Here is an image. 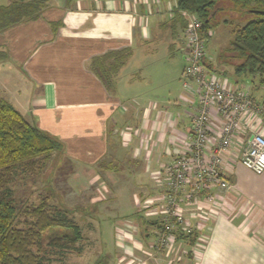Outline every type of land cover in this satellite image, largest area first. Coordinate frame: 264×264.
Instances as JSON below:
<instances>
[{"label": "crops", "instance_id": "obj_1", "mask_svg": "<svg viewBox=\"0 0 264 264\" xmlns=\"http://www.w3.org/2000/svg\"><path fill=\"white\" fill-rule=\"evenodd\" d=\"M10 3L0 0V7ZM47 4L39 20L0 33V99L30 124L58 137L75 155L71 161L77 172L71 182L86 187L92 177L101 188L106 180L120 186L115 214L127 221L113 229L112 264L121 257L130 264H264V173L258 176L239 162L248 149L243 128L223 171L233 189L219 192L214 204L201 203L208 215L202 251L195 255L185 243L180 260L174 262L165 252L147 246L152 229L145 224L143 203L164 189L156 174L181 152L179 137L192 129L195 97L181 85L165 95L147 80L152 71L138 82L123 71L133 76L138 58L172 56L175 42L185 60L183 29L173 20L175 0H47ZM121 49H131V54L106 87L92 71L91 60ZM220 72L230 82H241L236 76L229 79L225 67ZM245 82L254 100L264 104V88ZM260 124L264 126V115ZM106 160L123 167H100ZM151 185L156 188L151 190ZM138 200L143 201L140 206ZM99 259L111 264L109 253Z\"/></svg>", "mask_w": 264, "mask_h": 264}, {"label": "trees", "instance_id": "obj_2", "mask_svg": "<svg viewBox=\"0 0 264 264\" xmlns=\"http://www.w3.org/2000/svg\"><path fill=\"white\" fill-rule=\"evenodd\" d=\"M175 2L173 20L182 26L183 33L187 28L184 12L199 19L208 43L212 29L222 23L233 26V39L219 54L218 63L233 68L241 82L249 80L264 88V0ZM47 6V0H11L8 6L0 7V33L39 20ZM130 54L131 49L110 51L93 58L91 69L110 87ZM209 67L215 70L211 64ZM62 152L65 153V146L59 139L30 124L11 103L0 99V174L7 177L0 178L2 184L7 185L8 177L19 168L26 167L32 172L39 159L48 161ZM25 215L30 219L26 228L16 227L18 210L14 200L9 192L0 195V264H51L43 254L46 244L61 252L77 250L82 230L70 219L67 210H53L48 199H43L39 206L26 210ZM198 237L196 232L180 235L191 248ZM94 264L104 263L99 259Z\"/></svg>", "mask_w": 264, "mask_h": 264}, {"label": "built area", "instance_id": "obj_3", "mask_svg": "<svg viewBox=\"0 0 264 264\" xmlns=\"http://www.w3.org/2000/svg\"><path fill=\"white\" fill-rule=\"evenodd\" d=\"M182 14L187 21L182 87L195 97L192 129L179 137L181 152L156 174L163 191L146 200L142 209L145 221L155 223L149 226L147 246L167 257H175L187 243L180 235L195 232L199 237L192 252L202 251L208 215L201 203L214 204L219 192L233 189L223 171L242 128L248 149L239 162L258 176L264 173V133L258 132L264 104L254 100L248 83L235 84L210 69L202 23L192 14ZM128 262L123 257L118 264Z\"/></svg>", "mask_w": 264, "mask_h": 264}, {"label": "rangeland", "instance_id": "obj_4", "mask_svg": "<svg viewBox=\"0 0 264 264\" xmlns=\"http://www.w3.org/2000/svg\"><path fill=\"white\" fill-rule=\"evenodd\" d=\"M233 29V26L222 23L211 30V38L207 45L206 55L207 58L214 60L213 63H210L216 68L218 74L224 69V66L218 63V56L233 39ZM183 39L185 42L184 35ZM178 44L179 42L173 43V48L175 45L176 49L173 50L172 56L167 53L164 58L161 56L163 54L159 53L158 56H149L148 58L145 57V59L138 58L136 61L137 68L133 76L127 69L123 71V75L127 72L129 80L133 78L134 81L138 82L140 78H145V72L152 71L153 73L150 74V78H147V80L155 82L159 90L169 96L180 85L182 87V70L186 66L182 53L177 49ZM159 48L163 49L164 47ZM225 68L229 70V79L235 78L233 68L228 66ZM124 76L126 77V75ZM246 83L238 82L239 85ZM247 86L250 87V84ZM258 132L263 134L264 126ZM55 138L59 139L58 137ZM73 157L75 155L70 154L65 146V153H56L48 161L39 159V162L35 165L36 168L32 172L26 167L19 168L8 177L9 183L7 185L0 182V195L5 192L11 194L18 210L15 224L18 228H26L30 221L25 215L26 210L39 206L43 199H48L53 210H67L70 219L79 224L83 238L77 244V250L61 252L49 247L47 244L45 245L43 254L51 260V264H94L99 256H103L105 253L110 254V263L112 264L116 252L113 229L119 222L127 221L125 217H116L115 214L118 211L115 210V206L118 203L116 194L120 186L113 185L106 180V184H103L101 188V185L91 182L92 177H88V186L86 187L83 184L71 182L70 177L74 176L75 171L77 172L74 166L75 162L71 161ZM121 165V163L106 160L99 166L120 167ZM0 178L7 177H2V174H0ZM122 187L125 188L127 185H122ZM149 188L153 190L156 186L151 185ZM142 203L143 201L141 202V200L137 201L138 206ZM130 206V202L128 206L125 205L126 211L131 208ZM182 251L183 248L181 251L176 252L175 257L173 255L168 257L170 258L168 261L175 259L174 262H178ZM121 258L118 259L117 264Z\"/></svg>", "mask_w": 264, "mask_h": 264}]
</instances>
